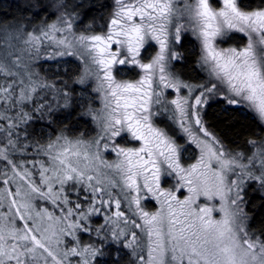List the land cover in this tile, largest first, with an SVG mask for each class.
Instances as JSON below:
<instances>
[{"label": "snow or ice", "instance_id": "1", "mask_svg": "<svg viewBox=\"0 0 264 264\" xmlns=\"http://www.w3.org/2000/svg\"><path fill=\"white\" fill-rule=\"evenodd\" d=\"M36 7L38 25L0 33V264H102L113 248L127 264H264L245 199L252 183L264 195V140L233 150L204 121L218 98L264 125V0H112L100 27L83 30L64 0ZM189 33L198 85L175 71ZM237 34L242 46H222ZM65 58L85 65L74 83L95 81L100 107L82 115L96 132L66 125L45 139L35 125L51 128L75 89L36 68Z\"/></svg>", "mask_w": 264, "mask_h": 264}, {"label": "trees", "instance_id": "2", "mask_svg": "<svg viewBox=\"0 0 264 264\" xmlns=\"http://www.w3.org/2000/svg\"><path fill=\"white\" fill-rule=\"evenodd\" d=\"M81 1L82 3L79 4L80 12H76V14H79V17L82 19L90 17L95 12H104L107 8L106 0ZM39 3L54 5L57 3V0H39ZM241 3L247 8H255L260 3V0H241ZM101 4L106 6L101 9ZM36 5L37 0H0V26L11 20H44L46 18L45 14L33 17L32 12L37 10ZM89 5H94V7L90 8ZM25 8H29V10L25 11ZM51 10L54 11L56 8L50 6L49 12ZM228 44L240 45V42L228 41ZM180 51L184 60L176 64L175 71L181 74V78L190 84L202 83L205 80V75L199 71V67L197 66L196 44L188 35L185 36ZM153 53L154 51L149 49L145 53V56L150 57ZM52 65L50 64V68L47 70V75L51 74L52 76L49 78L52 79H74L79 72L78 64L71 60L65 62L64 65L57 66L55 68L57 73H54L53 71L55 70L51 69ZM132 75L133 73H128V76ZM73 88L75 91L72 93L71 100L74 101L72 106L68 110H62L56 114L55 123L52 124L51 128L45 126L48 122L37 123L35 125V132L37 134L43 132L46 134V138L47 134L52 132V129L58 132L60 128L70 125L75 130L74 135L87 131L89 136H93L95 129L91 119L86 115H82L87 110L88 105L92 103L93 95L88 86H73ZM204 121L209 130L220 136L226 146L237 151H248L250 146L247 141L253 138L260 139L263 135V128L252 114L235 110L232 107H224L221 100L209 102L204 109ZM165 123H170V121L165 120ZM172 127L175 129L174 125ZM185 154L188 155L189 151L185 152ZM245 199L247 200L246 212L251 218L249 221L250 229L256 233L264 232V196H262L259 190L250 185L245 192ZM108 252H110V255L101 258L102 264H112L113 259H120L122 255L119 253L116 256L114 248L108 249ZM127 261V256H124L123 259H120V264H127Z\"/></svg>", "mask_w": 264, "mask_h": 264}, {"label": "rangeland", "instance_id": "3", "mask_svg": "<svg viewBox=\"0 0 264 264\" xmlns=\"http://www.w3.org/2000/svg\"><path fill=\"white\" fill-rule=\"evenodd\" d=\"M84 1V0H83ZM106 2H107V8H106V10L103 12V11H100V12H95L94 14H91L90 15V17H86V18H84V19H82L81 17H79L78 18V20H79V29L80 30H83V29H85L88 25H90V24H94V26L98 29L99 27H100V24H101V20H102V18H106L107 17V15H108V13L111 11V3H112V0H106ZM64 3H65V5H66V8H62V9H60V11H67V12H69V13H71V14H76V12H80V9H79V7H76V5H79V4H81L82 3V1L81 0H64ZM77 10H79V11H77ZM51 12H55L56 13V15H59L60 13H59V11H57V10H51ZM56 17L55 16H51V17H49L48 19H49V22H52V20H54ZM28 21H30V20H11V21H8V23H3V25H1L0 26V33H2V32H10V31H13L14 29H16V28H19V27H21V26H24V25H27L29 28H31V27H34L35 25H38L41 21H38V20H31L33 23L32 24H28ZM188 37H190V39H193V42H195V44H196V50H197V61H198V59H199V55H200V47H199V43H198V41H196L195 40V38L189 33L188 34ZM239 40H238V39ZM237 38H235V39H233V40H230V42H240V46H242L243 45V43L244 42H246V41H244L243 39H240L239 38V34H237ZM229 45H232V44H228V43H226V44H224V45H222L223 47H227V46H229ZM22 46V45H21ZM154 54V53H153ZM153 54H151V55H153ZM150 55V56H151ZM67 60V58H65V59H57V60H47V61H40L39 62V67H37L36 68V70L38 71V72H40V75L42 76V77H46L49 81H57V82H59V85L63 88V86L65 85V84H67V86H68V88L69 89H71V88H73V86H77V87H82V86H88L89 87V89H90V91H91V93H92V95H93V101H92V103L90 104L92 107H95V108H99L100 107V104H99V100H98V97H97V94L96 93H94L93 91H92V89L95 87V81L94 80H89L88 81V83H86V84H84V85H80V84H76V83H74L75 82V80L79 77V76H81L83 73H84V67H85V65H84V63H82L80 60H75V59H72L71 61H74V62H76L77 64H78V66H79V72H78V75L74 78V79H67V78H56V79H52V78H49L50 76H52L51 74L50 75H47L48 73H47V70L50 68V64H53L52 65V67H51V69H53V70H55V71H53L54 73H57V70L55 69L57 66H60V65H64L65 64V61ZM197 66H198V64H197ZM204 75H205V79H206V74L204 73ZM205 82V80L202 82V83H204ZM188 83V82H187ZM190 84V83H189ZM201 84V83H200ZM192 85H198V84H192ZM170 93H171V95L169 96V99H171V98H175L176 97V95H177V93H175L174 91H172V90H168ZM84 95V94H83ZM180 95H187V89H184L181 93H180ZM49 99H51V97H49ZM71 99H72V96H71ZM216 100H219L218 98L216 99ZM222 101V100H221ZM223 102V105H224V107H231V106H229V105H227V102L226 101H222ZM90 105H88V107L90 106ZM53 106H55V102H53ZM87 107V108H88ZM69 109V108H68ZM68 109H64V110H68ZM241 111H243V112H245V113H248L246 110H244V109H240ZM251 114V113H250ZM253 115V114H252ZM89 119H91V117L90 116H87ZM92 121V120H91ZM45 122H47V121H45ZM92 123H93V121H92ZM262 128H263V135L260 137V139H258V140H264V125H260ZM93 127H94V129H95V132H96V126H95V124L93 123ZM174 127H175V130H176V132H177V135H179V137H181V143H185L186 144V140H187V137H185V136H183V134L182 133H180L179 132V129L178 128H176V126L174 125ZM93 135H95V133L93 134ZM47 138V137H46ZM45 138V139H46ZM186 146H187V144H186ZM192 148H194V146H192V147H190V150H189V154L188 155H186L185 153V155H184V160H185V163H192V162H194V160H195V156L196 155H198V152H194L193 150H192ZM242 151V150H241ZM245 152H248L249 154H250V152H251V148L248 150V151H245ZM108 159H110V160H112V159H115V156H114V154L113 155H111V156H108L107 157ZM250 185H252L253 187H255V189H257L258 190V185L257 184H255V183H252V184H250ZM165 187H167L168 185H164ZM247 190V189H246ZM246 192V191H245ZM261 192V191H260ZM262 196H264V195H262ZM146 210H149V211H155V202L153 201L151 204H147L146 205ZM100 222H102V219L100 220ZM249 230L250 231H252V232H254L253 230H251L250 229V227H249ZM84 239H85V241L87 240V237L85 236L84 237ZM125 251H127V250H125ZM118 252L116 251L115 252V255L116 256H118ZM128 258V257H127Z\"/></svg>", "mask_w": 264, "mask_h": 264}]
</instances>
